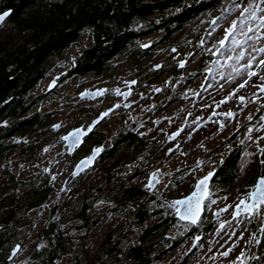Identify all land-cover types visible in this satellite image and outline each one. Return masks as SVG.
<instances>
[{
    "label": "rangeland",
    "instance_id": "rangeland-1",
    "mask_svg": "<svg viewBox=\"0 0 264 264\" xmlns=\"http://www.w3.org/2000/svg\"><path fill=\"white\" fill-rule=\"evenodd\" d=\"M216 7L218 12L211 14V8L204 9L203 14L171 33L165 40L158 32L145 35L136 46L147 53H129L120 60H113L99 77L76 76L71 71L76 62L73 56L90 42L85 30L79 45L70 50L63 65L57 66L29 96V100L35 101L30 113L37 112L45 116L46 121L37 127L34 137L18 143L24 154L12 150L5 155L4 164L10 165L11 172L19 178L38 174L39 171L44 173L45 185L56 190L47 201L50 206L77 159L68 158L61 137L83 122L84 104L78 94L90 85H101L107 80L118 84L133 75L145 84L138 90L134 107L128 112L133 119L152 112V118H146L148 125L138 126L134 130L135 133L147 132V129L152 131L143 136L145 147L130 140L114 147V142L126 132L130 123L122 121L121 117L107 121L96 137L102 139L107 150L112 149L116 158H103L96 167L75 178L69 185L73 190L71 197L67 199L66 193L59 195L64 199L65 206L58 215L65 216V227L78 224L72 220V216L85 201H90L96 184L106 183L104 189L113 195L130 188L141 189L144 194L140 195V199L136 198L138 202L112 212V195L109 193L102 197V193L90 212L93 219L99 216V221L86 231H74L79 237L75 244L76 251L83 245L92 258L109 231L130 222L140 201L145 202L151 210L165 208L169 200L189 194L196 181L212 170L216 178L204 204L208 211L203 224L212 218L213 209L218 210L223 202L229 203V195L234 192H229V158L238 156V151L233 150L242 146V150L246 148L257 153L256 141L247 137L245 132L238 134L237 129L243 128L252 114L264 109V80L260 78L264 76V64L259 63L264 59V53L256 51L264 48V0H219ZM214 17L215 22L210 24L209 20ZM234 24V30L229 33ZM4 25L6 21L0 28L3 29ZM226 33L228 38L222 46L220 40ZM173 46L178 50L170 53ZM205 52L209 54L208 59L202 63ZM241 53L243 58L238 59ZM182 60L188 61L186 67L177 68ZM157 63H166L170 68L161 72L160 77L153 78L155 71L152 65ZM252 72L256 75H250ZM54 80L56 84L48 90ZM155 87L161 88L163 94L144 97L148 89ZM112 101L107 99V104ZM229 112L233 115L228 116ZM167 119H170L173 128L181 130L179 146L170 155L166 154L165 138L155 131L164 128ZM56 123L60 124V128L54 133L52 126ZM34 139H37L36 143ZM27 158H34V162L29 163ZM240 158L238 170L242 175L236 184V192L244 179L246 158L251 156L242 152ZM151 174H155L159 183L157 191L149 192L146 182ZM5 184L6 180L0 176V189L7 193L9 188ZM172 208L174 211L175 208ZM37 211L29 210L31 219L35 218V232L47 219L45 208L40 214ZM228 231L209 233L207 241L192 255H188L189 243L185 239L170 251L163 264H178L184 259L186 264H229L220 251L229 244L226 242ZM188 232V225L177 226L170 236L182 238ZM82 234H85L83 241L80 239ZM25 244L20 245L18 254L7 264H29L28 245Z\"/></svg>",
    "mask_w": 264,
    "mask_h": 264
},
{
    "label": "trees",
    "instance_id": "trees-1",
    "mask_svg": "<svg viewBox=\"0 0 264 264\" xmlns=\"http://www.w3.org/2000/svg\"><path fill=\"white\" fill-rule=\"evenodd\" d=\"M218 3L219 0H0V11L12 10L6 25L0 28V176L9 188L7 193L0 189V264H7L9 250L24 245L28 238L30 242L25 245L29 264H163L181 243V238L170 236L174 227L185 225L175 218L173 208L168 205L151 210L140 201L130 222L109 231L90 258L83 245L76 251L79 237L74 231H86L99 221L100 217L93 219L90 212L102 193V197L111 194L103 187L106 183L96 184L90 201L74 212L72 220L78 224L65 227V216L58 215L65 206L64 199L59 198L64 193L60 190L48 206L56 190L45 185L44 173L19 178L11 172L10 165L4 164V157L12 150L24 154L18 143L34 137L37 127L46 121L45 116L30 113L35 101L29 96L57 66L63 65L85 30L90 42L73 56L76 62L71 71L76 75L102 73L110 61L129 53H147L136 46L145 35L158 32L165 40L204 9L212 8L211 14L217 11ZM15 139H19L16 144ZM27 160L34 162V158ZM117 194H111L112 212L124 209L144 193L130 188ZM44 208L47 219L35 232V218L31 219L29 210L38 209L40 214ZM80 239L85 240V234ZM178 264H186V260Z\"/></svg>",
    "mask_w": 264,
    "mask_h": 264
},
{
    "label": "flooded vegetation",
    "instance_id": "flooded-vegetation-1",
    "mask_svg": "<svg viewBox=\"0 0 264 264\" xmlns=\"http://www.w3.org/2000/svg\"><path fill=\"white\" fill-rule=\"evenodd\" d=\"M216 12H218V10L214 13ZM200 14H203V12H201ZM215 18L216 17L212 18L211 21L209 20V23L213 24L215 22ZM202 29L205 30V28ZM198 49L202 50L203 48L198 47ZM208 55V52H205L203 54L201 58L202 63L207 61ZM184 61V67H186L188 61ZM111 62L112 61L108 63L107 67L112 64ZM157 64H161V68L158 70H154L153 66L156 64L152 65V69L155 71L153 78L160 77L161 72L168 71L170 68L169 65H167L166 63ZM101 74L102 73L96 74L92 71H88L84 75H95L96 77H99L101 76ZM133 80H136V84L129 86V82ZM110 81L111 80H107L101 85H90L82 90L95 91L99 89H104L102 95H97L94 99H80L78 97L84 104L83 122L81 124H78V126L83 127V129H86L104 111L108 110L113 106H115V109L114 111L106 115L94 127L93 131L84 138L83 144L80 147L76 148L72 155L70 157L68 156V158H77V161L80 158L88 156L91 151L95 148L101 149V155L98 157L95 164L99 162L100 158H116L112 149L107 150L102 139L96 137L98 131L102 127H104L107 121H109L113 117H121L122 121H129L130 123L129 126H127L125 129L126 132L123 133L124 136H122L123 134L121 136L119 135L118 139L114 142V147L117 145L119 146L125 144L126 141L129 140L130 142L133 141L134 143L138 144L140 147H145L143 143V136L151 133L152 131L150 129H147V132L135 133L134 130L138 126H147L148 120L146 118H152V112H148L144 114V116H139L134 119L128 113L134 107V100L138 90L141 89L145 84H143L139 80V77L135 75L131 77H126V79H123L121 82L119 81L118 84H115L114 82L110 83ZM108 85H110V87ZM156 89H159L160 91L155 93L154 90ZM117 90H119V94L117 93ZM162 94V89L159 87H155L148 89L144 93V97H156ZM107 99L113 101L107 104ZM237 130L239 131L238 134L245 132L247 137H251L254 141H256L257 153L255 154L253 151H249L246 148L245 150H242V146H239L238 148L233 150L234 152L238 151V156L236 158H229V192H234L232 195H229V203L223 202L219 206V209H225L224 213L218 216L217 218H214L212 213V218L208 220L207 223L203 224V222H206L207 220L204 215L207 214L208 211V208L206 210L204 206V214L197 225L193 226L191 224L185 223V225H188L189 232L181 238L183 239L181 240V243L185 241V239L186 241L188 240L190 249L188 255H192L198 250V248L203 243L207 241L206 239L209 233H219V231L221 230H229L227 235L228 239L226 240V242H228L229 244L225 246L226 248L224 250L220 249L222 258L226 259L229 264H264V205L255 210L254 213L244 211V206L241 205L240 214L236 215L237 205L240 203L241 200H244L246 203L250 202L249 193L255 190L254 185L256 181L260 177H264V163H262V161H264V158H261L262 156H264V154L261 153V149H264V109L248 117L246 122L244 123L243 128H238ZM155 131L156 133L160 132L159 134L165 138L164 143H166L167 147L166 154L170 155L171 153H173L179 146L181 130L173 128L172 122L170 121V119H167L164 128H159ZM175 133V139L172 141H168V138H170V136ZM65 148L67 149L66 146ZM242 152H246V154L248 156L250 155L251 158H246V164L244 166L245 174H243L244 179L241 182V186L237 187L236 192V184L239 181L240 176L242 175L238 170V165L240 163V157L242 155ZM83 173L85 172H82L79 177ZM215 178L216 173L210 183V186L212 185V182L215 180ZM67 189H70L69 186ZM67 189L62 191L60 188L63 193H66ZM215 210L217 209H213L212 212H214ZM225 252L228 253L227 256L223 255V253ZM242 253L243 255H241Z\"/></svg>",
    "mask_w": 264,
    "mask_h": 264
},
{
    "label": "water",
    "instance_id": "water-1",
    "mask_svg": "<svg viewBox=\"0 0 264 264\" xmlns=\"http://www.w3.org/2000/svg\"><path fill=\"white\" fill-rule=\"evenodd\" d=\"M4 12H8L9 15H7L2 21H0V25L7 21V19L10 17V15L12 14V10L10 9H6V10H3V11H0V15H2ZM227 38H228V33H226L223 38L220 40V41H224V44L226 43L227 41ZM223 44V45H224ZM178 50L177 47H171L170 48V53H175L176 51ZM183 63V65H185V61L182 60V61H179L178 62V67L177 68H182L180 67V64ZM161 68V64H156L153 66V69L154 70H158ZM59 77V76H58ZM57 77V78H58ZM56 78V79H57ZM134 82V83H133ZM56 84V81H52L51 84L49 85V89L53 88V86ZM136 84V80H133L131 82H129V86H132ZM103 91L104 89H99V90H95V91H87V90H84L82 91L81 93H79L78 97L80 99H86V98H89V99H94L97 95H102L103 94ZM158 91H160L159 89H156L154 90L155 93H157ZM115 109V106L109 108L108 110L104 111L103 113H101L86 129H83V127L81 126H78L76 128H73L72 130L68 131L65 135H63L61 137L62 141L64 142V145L67 147V155L70 157L72 155V153L74 152V150L78 147H80L82 144H83V140L86 136H88L94 129V127L105 117L104 113H111L112 111H114ZM107 114V115H108ZM57 125H59V127H56ZM59 128H60V124L59 123H56L52 126V130L54 133H57L59 131ZM81 130L83 133H85L84 135L81 136V142L79 144H72V141L71 139L69 140H65L63 139V137L65 136H68L69 133H72L73 131L75 130ZM176 137V133L173 134L172 136H170V138H168V141H172L174 140ZM19 142V139H15L13 140V143L16 144ZM26 142V141H24ZM99 149L98 152H96L95 150ZM101 155V149L100 148H95L91 151V153L86 156V157H83V158H80L78 159L70 174L67 176V178L64 180V182L62 183V186H61V190L64 191L68 188L69 184L72 182L73 179L77 178L82 172H85L87 170H89L90 168H92L94 165H95V162L96 160L98 159V157ZM89 157H94L93 159L89 160ZM82 161H86V163H81ZM212 173L213 175L207 180L206 184L202 186L203 188V191L202 193L199 192V190L197 189V184L199 181L203 180L205 177H208L209 174H207L206 176L202 177L201 179L197 180L196 183L194 184V187H193V190L187 194L186 196L184 197H181V198H177V199H174V200H169L167 203L169 206L171 207H175V218L179 221V222H182V223H187V224H191V225H197L199 220L201 219V217L203 216L204 214V202L205 200L207 199L208 197V192H209V186H210V183L215 175V173L212 171L210 172ZM159 183V180L156 178V177H153V175H149L148 176V179H147V182H146V186L148 188V191L149 192H152V191H156V186L158 185ZM193 192H198V194L200 195H203L204 196V199L201 200V204H200V208H201V211H200V214H199V218L197 220V223L193 224L191 223V220L189 218H185V219H182L181 218V215L177 213V210H176V206H173L174 205V202L175 201H178V200H183L187 197H189ZM73 193V190L72 189H67L66 191V198H70L71 195ZM251 203V200L249 202V204ZM224 208L223 209H218V210H215L213 212V217L214 218H217L218 216L222 215L224 213ZM196 241V240H195ZM20 251V245H15L13 246L10 250H9V254L8 256L6 257V262H10L17 254L18 252Z\"/></svg>",
    "mask_w": 264,
    "mask_h": 264
},
{
    "label": "snow or ice",
    "instance_id": "snow-or-ice-1",
    "mask_svg": "<svg viewBox=\"0 0 264 264\" xmlns=\"http://www.w3.org/2000/svg\"><path fill=\"white\" fill-rule=\"evenodd\" d=\"M247 10V9H246ZM7 15H9L8 12H4L2 15H0V21H2ZM262 26H264V22H262ZM235 24L233 25L232 29H229V33H231L232 30H234ZM220 44L223 46L224 41H220ZM256 51H259L261 53H264V48L256 49ZM243 58V53L240 54L238 59ZM255 59V57H253ZM260 64H264V59H261L259 61ZM183 63L180 64V67H183ZM249 66L250 63H249ZM250 75H256L255 72L250 73ZM262 80H264V76L260 77ZM134 83V82H133ZM244 85H241L243 87ZM117 93L119 94V90H117ZM241 100L243 101V97H241ZM108 113H104L106 116ZM228 116H232L233 113L229 112L227 113ZM56 127H59L57 125ZM81 130L77 129L73 131L72 133H69L68 136L63 137L65 140L71 139L72 144H79L81 142V136L84 135ZM96 152L99 151V149L95 150ZM261 153L264 154V149H261ZM94 157H89V160L93 159ZM86 163V161L81 162ZM264 163V161H262ZM212 173H209L208 177H205L203 180L199 181L197 184V189L199 192L202 193L203 188L202 186L206 184L207 180L212 176ZM153 177H155V174H153ZM254 191L249 193V198L251 200V203H246L244 200H241L240 203L237 205V211L236 215L240 214L241 210V205L244 206L243 210L246 212H255L258 208H260L262 205H264V177H260L255 185H254ZM204 199L203 195L198 194V192H193L189 197L183 199V200H178L174 202L173 206H176L177 213L181 215L182 219L189 218L191 220V223L195 224L197 223V220L199 218V214L201 211L200 204L201 200ZM223 227V226H222ZM223 255L227 256L228 253L225 252ZM243 255V253L241 254Z\"/></svg>",
    "mask_w": 264,
    "mask_h": 264
},
{
    "label": "bare ground",
    "instance_id": "bare-ground-1",
    "mask_svg": "<svg viewBox=\"0 0 264 264\" xmlns=\"http://www.w3.org/2000/svg\"><path fill=\"white\" fill-rule=\"evenodd\" d=\"M203 122V121H202ZM196 148V146H194Z\"/></svg>",
    "mask_w": 264,
    "mask_h": 264
}]
</instances>
